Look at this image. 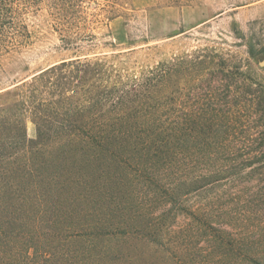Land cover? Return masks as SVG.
<instances>
[{"label": "trees", "instance_id": "obj_1", "mask_svg": "<svg viewBox=\"0 0 264 264\" xmlns=\"http://www.w3.org/2000/svg\"><path fill=\"white\" fill-rule=\"evenodd\" d=\"M83 1L0 0V63L28 44L26 16L44 5L53 10L54 29L70 52L16 82L5 93L13 101L0 105V264H177L163 237L164 216L125 205L118 185L220 181L228 169L247 166L250 156L213 163L220 154L195 148L224 139L216 131L241 103L229 100L231 91L264 117L257 107L264 86L244 83L222 98L215 82L225 79L229 88L234 79L212 67L229 73L232 65L215 55L130 68L121 58L138 40L123 37L119 45L85 34ZM245 44L250 57L264 55L254 41ZM179 79L196 80L198 89L194 113L183 120L174 117ZM181 89L189 96L187 85ZM29 118L35 137L27 132ZM206 185L178 184L171 194Z\"/></svg>", "mask_w": 264, "mask_h": 264}, {"label": "rangeland", "instance_id": "obj_2", "mask_svg": "<svg viewBox=\"0 0 264 264\" xmlns=\"http://www.w3.org/2000/svg\"><path fill=\"white\" fill-rule=\"evenodd\" d=\"M51 11L44 5L29 13L25 19L31 31L28 44L2 59L0 105L13 101L14 96L5 93L16 82L30 79L70 53L62 48ZM80 17L88 19L85 34H94L97 42L114 40L120 45L123 37L138 40L121 58L130 68L171 58L215 55L218 63L224 60L232 65L231 73L212 67L219 76L229 74L234 79L229 88L225 79L215 82L222 98L244 83L258 90L260 83L264 86V55L250 57L245 44L252 40L264 49V0H84ZM236 64L241 66L233 67ZM184 85L189 88L185 98ZM178 86L174 117L183 120L186 113H194L197 82L179 79ZM230 94L229 100L241 103L230 108L228 119L216 131L224 139L219 145L194 148L220 154L213 163L250 156L247 166L228 169L220 181H125L118 185L117 196L125 205L164 216L163 237L173 248L171 257L177 264H264V146L254 152L264 143V117L252 113L255 108L245 105L246 99ZM257 95L262 97L260 91ZM263 106L261 102L257 107L264 111ZM27 132L36 136V124L30 118ZM182 183L207 185L188 193L181 187L171 194L172 187ZM142 218L148 221L143 214Z\"/></svg>", "mask_w": 264, "mask_h": 264}, {"label": "water", "instance_id": "obj_3", "mask_svg": "<svg viewBox=\"0 0 264 264\" xmlns=\"http://www.w3.org/2000/svg\"><path fill=\"white\" fill-rule=\"evenodd\" d=\"M262 63V65L264 64V60L261 62Z\"/></svg>", "mask_w": 264, "mask_h": 264}]
</instances>
